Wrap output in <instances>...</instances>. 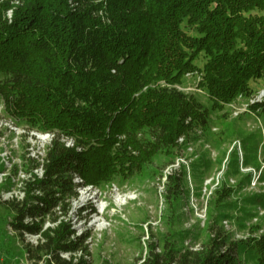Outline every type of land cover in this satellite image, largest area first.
Wrapping results in <instances>:
<instances>
[{
    "label": "trees",
    "instance_id": "obj_1",
    "mask_svg": "<svg viewBox=\"0 0 264 264\" xmlns=\"http://www.w3.org/2000/svg\"><path fill=\"white\" fill-rule=\"evenodd\" d=\"M187 73L212 109L264 88V0H0L3 112L52 135L41 178L31 172L22 199L1 204L17 240L37 237L23 245L27 261L87 264L89 234L70 224L77 189L139 174L206 130L208 110L174 87ZM249 112L264 118V101ZM246 151L243 166L259 169ZM180 183H166L172 206ZM214 194L229 210L234 191L221 183ZM252 200L264 208V194ZM259 229L235 243L216 235L200 252L162 240L142 264H264Z\"/></svg>",
    "mask_w": 264,
    "mask_h": 264
},
{
    "label": "rangeland",
    "instance_id": "obj_2",
    "mask_svg": "<svg viewBox=\"0 0 264 264\" xmlns=\"http://www.w3.org/2000/svg\"><path fill=\"white\" fill-rule=\"evenodd\" d=\"M199 81L196 73H187L174 87L208 110L204 132L195 131L193 140L184 142L170 158L157 157L139 174L115 176L109 183L77 189L70 224L77 236L89 234L87 264H142L149 244L158 246L162 240L175 248L200 252L216 235H228L235 243L252 237L254 226H260L257 234L263 230L264 208L253 205L252 199L264 194V118L243 112L247 100L240 97L212 109ZM260 91L264 88L257 86L255 93ZM51 140V134L10 120L0 102V264H32L26 260L23 245H35L37 239L17 240L6 226L8 216L1 204L22 199L24 181L31 172L37 176ZM244 146L256 151L259 169L243 166L251 153ZM234 150L237 156H230ZM170 177L181 178L180 195L173 206L165 197ZM221 183L234 191L229 210L219 208L216 201L214 191ZM90 208L94 210L91 215Z\"/></svg>",
    "mask_w": 264,
    "mask_h": 264
},
{
    "label": "built area",
    "instance_id": "obj_3",
    "mask_svg": "<svg viewBox=\"0 0 264 264\" xmlns=\"http://www.w3.org/2000/svg\"><path fill=\"white\" fill-rule=\"evenodd\" d=\"M239 99H245V100H247L246 101V104H244V107L242 109L243 112H246L247 110L249 111V106L251 104L256 103V102H262V101H264V91H260L258 93H255L251 98L240 97ZM178 143L179 144H183V139H179ZM66 145L67 146H72V143L70 141H66ZM176 166H177V164H175L173 166H170L169 168H174ZM36 172H37L36 174H37L38 178H41V176L43 174L42 168L40 167V169L38 171H36ZM166 176H170V174L165 175V177ZM76 182H79V180L76 179ZM27 237H32V238L37 239L36 236H27Z\"/></svg>",
    "mask_w": 264,
    "mask_h": 264
}]
</instances>
